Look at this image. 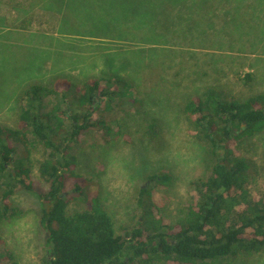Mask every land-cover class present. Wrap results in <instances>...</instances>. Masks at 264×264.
<instances>
[{
    "label": "rangeland",
    "instance_id": "374dc122",
    "mask_svg": "<svg viewBox=\"0 0 264 264\" xmlns=\"http://www.w3.org/2000/svg\"><path fill=\"white\" fill-rule=\"evenodd\" d=\"M100 76L133 81L136 100L117 101L101 116L121 120L123 139L106 142L101 130L83 135L75 153L78 171L93 176L86 192L100 198L118 229L135 222L141 187L176 221L214 160L182 105L209 85L224 86L229 97L264 94V0H0V94L9 99L0 122L13 125L19 94L31 83ZM237 146L253 177L249 188L263 193L264 130ZM43 155L36 149L34 162ZM161 172L167 180L149 179ZM32 174L43 181L37 166ZM10 200L18 214L0 223L5 248L18 264H39L46 235L39 201L22 188ZM83 207L74 200L69 210ZM226 264H264V253Z\"/></svg>",
    "mask_w": 264,
    "mask_h": 264
},
{
    "label": "trees",
    "instance_id": "16d2710c",
    "mask_svg": "<svg viewBox=\"0 0 264 264\" xmlns=\"http://www.w3.org/2000/svg\"><path fill=\"white\" fill-rule=\"evenodd\" d=\"M246 78L249 82L251 75ZM133 87L131 80L100 76L79 82L58 78L23 89L13 125L0 122V223L18 214L10 198L22 188L40 204L46 235L39 264H226L264 253V192L249 188L253 177L237 146L264 130L262 93L229 97L224 86L209 85L184 101L181 111L202 132L214 160L176 221L162 214L151 188L141 187L135 222L118 229L100 198L86 192L93 176L78 171L81 139L93 130H101L106 142L123 139L121 120L101 116L117 101H135ZM38 148L44 155L35 164ZM36 166L43 181L32 174ZM168 177L161 172L149 179ZM74 200L84 207L69 210ZM0 247L5 251L0 261L18 264L1 236Z\"/></svg>",
    "mask_w": 264,
    "mask_h": 264
},
{
    "label": "crops",
    "instance_id": "0c3cea01",
    "mask_svg": "<svg viewBox=\"0 0 264 264\" xmlns=\"http://www.w3.org/2000/svg\"><path fill=\"white\" fill-rule=\"evenodd\" d=\"M7 98H6V96L5 95H2V94H0V106H2V110L3 111H1V113H3V112H5L6 111V109H7ZM1 110V109H0Z\"/></svg>",
    "mask_w": 264,
    "mask_h": 264
}]
</instances>
